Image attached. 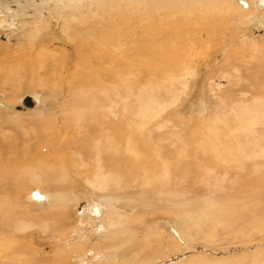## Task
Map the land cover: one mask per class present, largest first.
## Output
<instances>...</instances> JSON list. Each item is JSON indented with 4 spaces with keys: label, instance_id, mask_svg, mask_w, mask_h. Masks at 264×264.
<instances>
[{
    "label": "rangeland",
    "instance_id": "374dc122",
    "mask_svg": "<svg viewBox=\"0 0 264 264\" xmlns=\"http://www.w3.org/2000/svg\"><path fill=\"white\" fill-rule=\"evenodd\" d=\"M32 22L31 44L55 58L18 49ZM71 26L82 35L65 36ZM12 57L16 74L0 66V264H264V11L0 0V62ZM32 73L51 77L11 96ZM32 92L27 111L18 99Z\"/></svg>",
    "mask_w": 264,
    "mask_h": 264
},
{
    "label": "bare ground",
    "instance_id": "6f19581e",
    "mask_svg": "<svg viewBox=\"0 0 264 264\" xmlns=\"http://www.w3.org/2000/svg\"><path fill=\"white\" fill-rule=\"evenodd\" d=\"M235 2H236V0H235ZM237 3H238V5L242 8V9H247V10H253L254 12H256V11H264V0H237ZM256 10V11H255ZM70 17V16H69ZM71 18H73V19H75L76 20V17L75 16H71ZM72 19V20H73ZM30 20V19H29ZM32 20V19H31ZM91 20H92V18H91ZM31 23V22H30ZM33 23V22H32ZM100 23V22H99ZM86 24V23H85ZM84 24V25H85ZM27 25V24H26ZM91 25V24H90ZM87 26V25H86ZM72 27V26H71ZM42 29V26H41V24H39L38 22H35V23H33L30 27H28V28H26V30L24 31V32H26V34L24 35V43H23V45L22 46H19V50H23V53H22V55L23 54H25V55H27V53H28V55H29V53L31 52V51H36L37 52V55H38V57H39V59H41L42 60V63H44V62H46V61H48V60H51V59H53V58H55L54 56H49L44 50H35V45L34 44H31V39L32 38H34V36H36L37 34H38V32L40 31ZM102 29H103V27H102ZM104 30V29H103ZM101 31V30H100ZM82 33H83V31L81 30V29H76V28H70V29H67V31H64V35L65 36H69V38H75L76 36H79V34L80 35H82ZM85 33V32H84ZM104 33V32H103ZM87 34V33H86ZM107 34V33H106ZM106 34L104 33V35L106 36ZM85 37H86V35H84ZM107 37V36H106ZM80 38V37H79ZM38 48V47H37ZM40 51V52H39ZM42 51H44V52H42ZM21 55V54H20ZM17 58L16 57H12V59L11 58H9V61H1L0 62V66H2L3 68H4V70H9V72H11L12 74H16V72H17V64H16V62H14V60H16ZM27 65H29L30 66V64H27ZM22 68H25V67H22ZM32 68H34V66H30L29 67V69H32ZM33 76H34V73H32L31 75H29V77H28V81L27 80H25L24 78H16L14 81H13V86L11 87V89H10V95L11 96H13V95H16L17 93H20L21 91H23L25 88H27V87H31V86H33V87H40V86H43V84H45L46 83V81H49L50 80V77L51 76H49L46 80H38L37 81V78H33ZM84 84V83H83ZM84 88L86 89L87 88V85L85 84L84 85ZM91 88H90V85H89V87L87 88V90L89 91ZM86 90V91H87ZM49 95V94H48ZM106 96V95H105ZM26 97H30L31 99H32V101H33V103L31 104V105H28L29 107H28V109L29 110H27V111H31V110H33L34 109V111L35 110H37L38 108H36L37 107V104L40 102V100H41V95L40 94H38L37 92H32V93H27L26 95H25V97L24 98H22V99H18V103H20V104H22L23 103V105H25V101L24 100H26ZM101 99V98H100ZM99 102V101H98ZM92 105V104H91ZM90 106V105H89ZM36 108V109H35ZM90 108H93L92 106L90 107ZM90 110H92V109H90ZM33 111V112H34ZM255 111V110H254ZM254 118H256V121H257V119H260V113H258V114H254V115H252ZM264 116V115H263ZM261 120V119H260ZM262 120H264V119H262ZM252 121H254V120H252ZM261 122V121H260ZM259 122V123H260ZM255 123V122H254ZM256 124V123H255ZM263 124H264V122H263ZM10 127L11 126V130L12 129H15V128H17L18 126L17 125H6V131H9V130H7V127ZM13 127V128H12ZM95 128H96V132H92L91 130H88V129H82V127H77V130H71L70 132H68L67 133V136H68V139L69 140H71V139H74V140H78V138H81V139H83L84 138V140L85 141H87V140H91V138L94 136V135H99L100 133H101V131H103V132H105L106 131V127L105 126H103V125H96L95 126ZM56 132V131H55ZM81 132H83L84 133V135L81 137V135H80V133ZM257 134H260V135H263L264 136V127H262L261 129H259V130H257L256 129V131H255ZM52 135V136H51ZM51 135H49L50 136V139H52V143L51 144H54L56 147H52V148H49L50 149V151L51 152H53L56 148H59L58 147V142L57 141H55V139L54 138H56V134L53 132V133H51ZM54 137V138H53ZM1 139H2V136H0V143H1ZM80 139V140H81ZM81 143V142H80ZM83 144V143H82ZM253 144V146L251 147V150H254L253 148H254V144H255V146L257 145L256 144V142L255 143H252ZM75 145V144H74ZM257 147H260V145L259 146H257ZM97 148V147H96ZM132 149H134L133 147H131ZM69 151L70 152H72V146L71 147H69ZM73 149H75L74 147H73ZM115 150V149H114ZM113 150V151H114ZM264 149H261V151H263ZM111 151V150H110ZM226 150H221V151H219L220 152V154L221 153H223V152H225ZM260 151V152H261ZM112 152V151H111ZM117 152V151H116ZM251 152H253V151H251ZM108 154V153H107ZM106 157H109V155L108 156H106ZM23 161V158H17V163L19 164V162H22ZM117 163H118V161H117ZM115 164L117 167H118V170H119V167L120 166H118V164ZM244 164V161L242 162V160H241V165H243ZM20 165V164H19ZM47 165H49V164H47ZM246 164H244V166H245ZM116 166H113V168L114 167H116ZM239 167H240V165H238ZM242 169V168H241ZM245 170H247V166L244 168ZM24 170H27V166H25V168H24ZM114 170V169H113ZM116 172V171H115ZM117 173V172H116ZM63 183V182H62ZM87 183L91 186V187H96L97 189H98V187L100 188V186H97L98 185V183H96L95 181H91V180H87ZM1 185H4V186H9V183H7V184H3L1 181H0V186ZM32 193L29 195L30 196V199H31V201L32 202H35L36 204H38V205H41V204H44L45 203V199H46V197H45V192H47L49 189H48V187H43V186H40L38 183H34L33 182V184H32ZM35 187H38V188H35ZM41 187H43V188H41ZM95 188V189H96ZM55 189H56V187H55ZM173 232H174V235H175V237H177L178 239H181L180 238V236H179V234H178V232L176 231V230H173Z\"/></svg>",
    "mask_w": 264,
    "mask_h": 264
},
{
    "label": "water",
    "instance_id": "95a60500",
    "mask_svg": "<svg viewBox=\"0 0 264 264\" xmlns=\"http://www.w3.org/2000/svg\"><path fill=\"white\" fill-rule=\"evenodd\" d=\"M25 104L28 105L27 101H25ZM30 105V104H29Z\"/></svg>",
    "mask_w": 264,
    "mask_h": 264
}]
</instances>
